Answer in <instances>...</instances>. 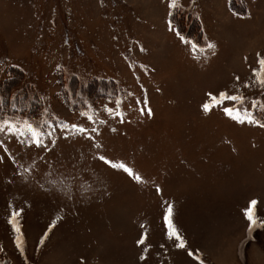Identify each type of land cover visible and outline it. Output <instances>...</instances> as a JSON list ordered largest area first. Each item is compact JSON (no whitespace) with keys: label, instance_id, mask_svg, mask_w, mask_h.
<instances>
[{"label":"rangeland","instance_id":"obj_1","mask_svg":"<svg viewBox=\"0 0 264 264\" xmlns=\"http://www.w3.org/2000/svg\"><path fill=\"white\" fill-rule=\"evenodd\" d=\"M260 58L264 0H0V264H264Z\"/></svg>","mask_w":264,"mask_h":264},{"label":"snow or ice","instance_id":"obj_2","mask_svg":"<svg viewBox=\"0 0 264 264\" xmlns=\"http://www.w3.org/2000/svg\"><path fill=\"white\" fill-rule=\"evenodd\" d=\"M173 6H175V0H169V7H173ZM209 47H212V45H209ZM253 75L257 78L258 83L260 85L264 86V58L258 59V69L253 70ZM238 99H242V98L241 97H235V96H229L226 93L220 94L221 102H223L224 100H230V101L234 102ZM203 108H204L205 112H207L209 110V105L205 104L203 106ZM233 111H234V109L225 108L226 114H228L230 116L232 115ZM233 118L236 119L237 122H243L240 119L239 114H237ZM245 118L247 119V121L249 123L253 122V119L251 116H246ZM25 127L31 133V136L33 138V142L36 143L37 146H39V143H40L39 142V133L30 124L25 123ZM73 127H76V126L74 125ZM5 129H7V131L11 134H16L15 127L9 121L0 122V131H3ZM81 131H83V130H81ZM101 159H103V157H101ZM114 166L122 168L124 171L128 172L129 175H133L131 170L126 168L125 165H123V164L114 165ZM136 179L139 180V177H136ZM256 203H257V201H255V200L251 201L250 206L246 211V218L250 222V227L256 223V220H255L254 215H253V207L256 205ZM16 215H18V213H13V217H15ZM170 217H171V206L168 207L167 212H166L165 217H164L166 227L168 228V236L170 239H172L174 237L175 240L177 241V246L183 248L184 243H183L181 237L179 236V234L176 232L174 226L172 225ZM9 223L12 224L13 230L19 233V228L16 226L14 219H10ZM142 242L143 241H139L138 243H142ZM21 243H22V241L18 238L17 246L19 247ZM41 243H43V241H41ZM189 255L191 256L192 253L190 252Z\"/></svg>","mask_w":264,"mask_h":264}]
</instances>
